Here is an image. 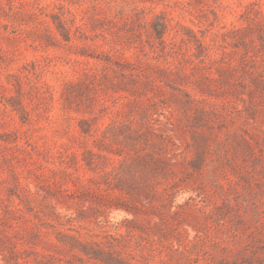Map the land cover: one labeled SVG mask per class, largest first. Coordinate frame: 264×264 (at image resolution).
I'll list each match as a JSON object with an SVG mask.
<instances>
[{
	"label": "rangeland",
	"instance_id": "obj_1",
	"mask_svg": "<svg viewBox=\"0 0 264 264\" xmlns=\"http://www.w3.org/2000/svg\"><path fill=\"white\" fill-rule=\"evenodd\" d=\"M0 264H264V0H0Z\"/></svg>",
	"mask_w": 264,
	"mask_h": 264
}]
</instances>
